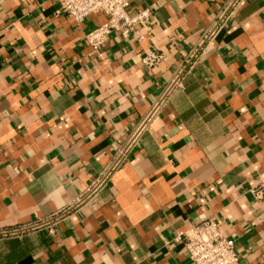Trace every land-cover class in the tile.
Returning <instances> with one entry per match:
<instances>
[{"label":"crops","instance_id":"crops-1","mask_svg":"<svg viewBox=\"0 0 264 264\" xmlns=\"http://www.w3.org/2000/svg\"><path fill=\"white\" fill-rule=\"evenodd\" d=\"M230 2L133 0L153 21L93 54L104 15L0 0V264H192L176 235L207 219L264 264V0L201 46Z\"/></svg>","mask_w":264,"mask_h":264},{"label":"built area","instance_id":"built-area-1","mask_svg":"<svg viewBox=\"0 0 264 264\" xmlns=\"http://www.w3.org/2000/svg\"><path fill=\"white\" fill-rule=\"evenodd\" d=\"M245 1L232 0L230 2L219 17L215 29L205 38L201 46L227 24ZM52 2L57 5L56 16L63 17L77 25L83 24L92 15H104L107 18L106 22L90 29L85 35V43L91 48L93 54H97L115 32L121 34L123 38L129 39L138 35L139 28L148 26L154 18L150 9L141 10L131 15L128 9L133 0H52ZM164 60L162 54L154 52L143 58V64L147 67H155ZM163 102L164 99L155 106L147 121L132 135L127 147L121 152L119 160L109 168L97 182L95 188L89 190L90 194L106 184L112 172L121 165L127 153L137 144L149 119L156 114ZM251 193L256 200H262L264 198V182L258 189L251 190ZM176 241L183 242L192 264H241L236 241L226 238L217 221L213 219H207L185 232H179L176 235Z\"/></svg>","mask_w":264,"mask_h":264}]
</instances>
